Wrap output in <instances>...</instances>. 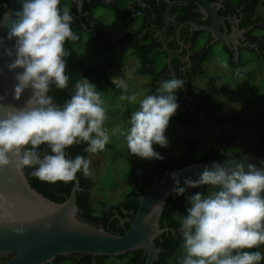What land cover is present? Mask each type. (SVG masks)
Instances as JSON below:
<instances>
[{"label": "clouds", "instance_id": "1", "mask_svg": "<svg viewBox=\"0 0 264 264\" xmlns=\"http://www.w3.org/2000/svg\"><path fill=\"white\" fill-rule=\"evenodd\" d=\"M72 22L71 11L67 5L61 8V0H23L21 11L0 16V29L7 27V39L16 42L14 49H4L11 60L7 67L15 73L13 98L20 101L26 90L31 93L23 107L0 103V167L15 157L18 168H34L33 175L40 181L70 182L81 172L89 176L91 161L81 155L69 159L66 150L85 143V151L94 154L116 135L124 137L132 156L163 160L154 145H168L165 133L179 108L175 93L184 81L163 80L156 94L139 100L135 94L121 95V100L139 104L124 130L105 128L104 101L85 78L58 105L49 93L53 86L62 90L69 84L66 57L70 53L65 44L79 39ZM3 44L0 38V48ZM113 82L117 88H128L123 78ZM42 146L47 149L43 155ZM232 162L224 166L214 162L199 179H185L184 186L177 173L170 174L175 195L209 187L207 195L187 197L190 207L179 228L185 252L181 264H260L264 260V254L253 251L264 245V170L243 163L226 166Z\"/></svg>", "mask_w": 264, "mask_h": 264}, {"label": "trees", "instance_id": "2", "mask_svg": "<svg viewBox=\"0 0 264 264\" xmlns=\"http://www.w3.org/2000/svg\"><path fill=\"white\" fill-rule=\"evenodd\" d=\"M69 1L70 0H61V8L67 5L72 12L73 8L69 6L72 3ZM261 1L262 0H230L227 8L231 13L234 12L236 8H243L242 12L248 19L249 24H254L256 31L264 30V17L258 14ZM7 2L8 0H0V16H3L6 12L5 4ZM233 4L235 6H233ZM165 7L166 6L157 13L155 18L152 16L151 11L144 12L143 10L136 9L135 13L133 11V14L131 11L130 19L119 18V14L116 12L117 17L114 20V26L117 29L131 28L133 25L136 26L135 30L126 36L127 40H125V42L130 49H132L133 55L139 60L140 67L137 70V74L149 77L150 81L147 84L149 95L156 94L163 80L173 78L166 64L167 54L159 49L162 45L159 43L158 37L154 36L153 30L149 29L153 28L160 31L163 27ZM187 11H189V9L183 7H175L173 9L171 17L175 15V13L179 15L176 26L185 21L183 16L187 14ZM171 24L172 26H170V28L173 29V22H171ZM71 27L79 39L76 41H69L65 44L66 50L70 53V55L66 57V74L69 76V84L67 88L62 90L56 89L53 86L49 93L58 105H63L64 102L74 94L75 84L81 78L87 79L91 84L97 81L104 82L111 86L115 84L113 82V71L117 68L116 62L111 61L104 64L91 62L79 51L82 45L84 29L79 28L80 30L76 31L73 22ZM99 29L101 34L104 35L103 38L109 43V36L104 32L103 24H101ZM255 33H253V36H250V39L252 42L258 44V49L245 48L240 54H237L229 48H225L231 68H240L243 65L241 54L245 50L256 52L262 57L264 56V35L258 36ZM199 34L200 33H198V35ZM99 47L101 50L112 49V47L109 48L106 45H100ZM195 48L198 62H193L194 66L191 67V69H187V74H184L182 71L183 67L176 65L177 59H175L172 64L176 78L184 81V87L188 97H185L182 88L175 93L179 108L176 115L171 119L187 125L192 129L200 128L205 119L212 125L219 127L236 124L241 120V114H225L222 105L215 101V95L218 92V87L216 85L218 77L210 78L204 88H198L196 86V78L205 77L206 75L205 65L212 60L213 49H198L197 45H195ZM233 75L243 77L246 74H237L236 71L233 70ZM256 129L258 132L256 140L242 151L233 150L240 140L239 135L224 133L218 136L202 154H198V145L195 139L186 141L185 145L187 146V150L180 157L174 158L168 156L163 160L155 162L148 168L130 160L131 176L129 182L133 185L132 189L127 192L119 202L101 201L98 212L92 204L90 195V190L94 186L91 176L85 177L82 172L78 173L77 176L83 188V191L77 195L80 217L86 222L97 227H102L112 234L123 236L130 228V223L125 220H134L139 207L140 197L158 179L193 163L222 162L248 153L258 139L264 135V127L257 125ZM86 147L87 144L78 143L66 150V156L69 159H74L77 155H81L84 156L85 159H88L90 154L85 151ZM107 147H109V145ZM46 150V146H42L40 149L41 155H43ZM255 153L264 160V138ZM33 171L34 168L25 167L24 169L34 189L54 202L63 203L66 201L73 187V181H61L56 183L43 182L33 175ZM181 186H184V184ZM208 192L209 187L202 186L198 188H189L182 196L175 194L170 196L160 221L161 228H167L169 231L165 232L156 240V245L162 249V253L155 264H181L184 257L180 256V251L183 247V237L180 234L179 228L183 216L187 215V208L190 207L187 197L196 193L207 195ZM119 217L121 220L125 221L124 226L121 225ZM253 251H260L264 254V245L258 249H253ZM78 256L82 257L84 262L92 260V257L89 255L78 254ZM108 258L109 257H97L99 264H108ZM116 258L121 261L122 264H145L146 254L143 251H134ZM66 259H70L71 264H75V261L70 257H58L56 260L62 264ZM6 260L7 258L0 259V263ZM260 264H264V260H262Z\"/></svg>", "mask_w": 264, "mask_h": 264}, {"label": "water", "instance_id": "3", "mask_svg": "<svg viewBox=\"0 0 264 264\" xmlns=\"http://www.w3.org/2000/svg\"><path fill=\"white\" fill-rule=\"evenodd\" d=\"M22 2L23 0H8L5 13L14 14L21 11ZM175 4L194 5L203 14H209L212 25L203 27L191 24L194 30L211 34L216 41L234 44L237 50L239 43L236 36L219 32L220 25L226 27V19L215 9L219 5L211 4L207 0H190L187 3H172L167 8L165 25L161 32L166 51L169 52L163 33L169 26L170 11ZM7 36L8 28L0 29V38L4 41L3 47L0 48V97L3 98L0 103L23 107L31 93L26 90L20 101L13 98L15 73L7 67L11 60L4 55V49H14L16 42L9 41ZM171 60L170 54L167 64L171 76L176 78ZM182 89L185 97H188L184 86ZM263 138L264 135L248 153L227 160L234 162L226 166L234 167L236 163H243L264 170V160L255 153ZM10 160L12 162L9 165L0 167V259L8 258L0 264H51L58 257H70L75 254L93 258L119 257L134 251H143L146 254L145 264H155L159 260L162 249L156 245V240L169 231L167 228H161L160 221L175 187L171 173L158 179L142 194L134 220L128 221L130 228L121 236L92 225L80 217L77 195L83 188L78 176L73 180V187L66 201L58 203L34 189L24 172L25 167L18 168L15 157H10ZM227 161L216 163L224 166ZM213 163H193L174 172L178 174L183 185L185 179H199L203 170L206 167L211 168ZM120 221L124 226L125 221ZM48 225L52 227L48 228Z\"/></svg>", "mask_w": 264, "mask_h": 264}, {"label": "rangeland", "instance_id": "4", "mask_svg": "<svg viewBox=\"0 0 264 264\" xmlns=\"http://www.w3.org/2000/svg\"><path fill=\"white\" fill-rule=\"evenodd\" d=\"M258 14L264 17V0L259 5ZM135 27L133 25L129 30L132 31ZM103 29L113 35L111 40L115 47L118 46V41L123 38V32L113 26V19H106ZM255 34L264 35V30H257ZM202 37H205V34H202ZM81 49L79 51L87 54V58L93 63L116 62L117 68L113 71V80L123 78L128 85L126 91L117 88L115 84L111 86L101 81L92 84L100 92L104 101L107 117L105 128L109 130L113 127L126 129L129 127L128 122L132 113L138 110L139 104L138 102L130 103L121 100L120 97L121 95L135 94L139 100L149 95L147 88L150 81L149 77L137 74L140 63L129 47L114 53L105 52L100 47L98 49L86 47L85 50ZM212 55V60L205 65V77H197L196 86L204 88L210 78L218 77L216 81L218 92L215 95V101L222 105L225 114L240 113L241 120L236 124L219 127L212 125L205 119L200 128L192 129L171 119L165 133L168 140L167 147L162 148L159 145H154L155 151L163 159L168 156L180 157L187 150L186 141L195 139L198 145V154H202L218 136L224 133L239 135L240 140L233 150L242 151L256 140L258 136L257 125L264 127V56L245 50L241 54L243 65L233 69L221 44H216L213 47ZM121 58H124V63L119 62ZM224 62L227 63V67H221ZM233 70L237 74L245 73L246 75L243 77L234 76ZM108 145L109 147H107ZM108 145L103 151L90 154L88 158L91 161L90 176L94 183L90 195L97 212L101 201L119 202L132 189L133 185L129 182L131 176L130 160L140 163L145 168L159 161L132 156L127 148L126 140L121 135L112 136ZM184 255L185 252L182 247L180 256L183 257ZM65 261H67L65 264H71L68 263V259ZM108 264H122V262L116 257H109Z\"/></svg>", "mask_w": 264, "mask_h": 264}, {"label": "flooded vegetation", "instance_id": "5", "mask_svg": "<svg viewBox=\"0 0 264 264\" xmlns=\"http://www.w3.org/2000/svg\"><path fill=\"white\" fill-rule=\"evenodd\" d=\"M189 1L190 0H70L69 2H71L72 4H70L69 6L70 8H73L71 15L73 17V24L76 31H79V28L84 29V34L82 35V45L80 46V49L82 48L83 50H85V47L98 49L100 45H106L109 48L112 47V49L103 51L114 53L118 50H123L129 47L125 42V40H127L126 36L133 32L136 28L135 27L132 31L129 30L130 28L118 29L119 31L123 32V38L118 41V46L123 45L122 47H115L114 43L111 40L113 35L104 30V32L109 36V44L108 41L103 38L104 35L101 34L99 27H101V24L104 25L106 23V19L108 18L113 19L114 26V20L117 17L116 12H118L119 18L130 19L131 11L133 14V11L135 13L136 9H139L143 10L144 12L151 11L152 16H154L155 18L157 16V13H159L161 9L166 6L164 14L165 25L166 11L170 4L179 2L187 3ZM207 1L211 4L219 5L218 7H215V9L222 18L226 19L224 22L226 24V27L223 24L220 25L219 32L222 34H233L234 36H236V40L239 43L237 50L234 44H225L223 41H216L213 35L206 32H198L194 30L191 24L203 27H209L212 25L210 15L203 14L194 5L181 6L175 4L171 8L169 26L163 33V39L169 52L165 50L164 43L161 40V32L164 28V25L160 29V31L149 28L153 30L154 36L158 37V41L162 45L159 49L167 54L166 64L168 62V57L171 54V65L173 64L174 60L177 59L176 65L183 67L182 71L184 72V74H187V69H191V67L194 66L193 62H198V59H196L195 45H197L198 49L210 50L213 49L216 44H221L224 48V51L225 48H229L237 54H240L241 51L245 48L258 49V44L252 42L250 39V36H253V33L256 32L255 26L254 24H249L248 19L242 12L243 8H236L234 9V12L231 13V11H228L227 8L230 0ZM233 6L235 5L233 4ZM175 7H183L189 9V11L186 12L187 14L183 16V19L185 21H183L178 26H176V24L179 15L175 13V15H172L171 17V13ZM171 22H173V29L170 28V26H172ZM198 33L200 34L198 35ZM202 34H205V37H202ZM84 55L86 57L88 56L87 54ZM119 62L124 63V58H121ZM125 221L128 222L129 220L126 219ZM70 258L75 261V264H99L97 257H92V260H90L89 262H84L83 258L78 256V254L72 255L70 256ZM66 262L67 261H64L62 264H65ZM68 263H71L70 259L68 260ZM51 264L61 263L55 260Z\"/></svg>", "mask_w": 264, "mask_h": 264}]
</instances>
